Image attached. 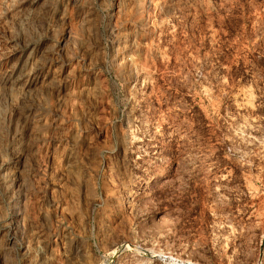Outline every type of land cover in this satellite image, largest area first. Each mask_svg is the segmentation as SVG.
<instances>
[{"label": "rangeland", "instance_id": "1", "mask_svg": "<svg viewBox=\"0 0 264 264\" xmlns=\"http://www.w3.org/2000/svg\"><path fill=\"white\" fill-rule=\"evenodd\" d=\"M171 263L264 264V0H0V264Z\"/></svg>", "mask_w": 264, "mask_h": 264}, {"label": "bare ground", "instance_id": "2", "mask_svg": "<svg viewBox=\"0 0 264 264\" xmlns=\"http://www.w3.org/2000/svg\"><path fill=\"white\" fill-rule=\"evenodd\" d=\"M39 72V70L38 71H36L35 73H38ZM35 76V75H34ZM36 81V78H33V80L31 81V80H29V82L31 83H34ZM29 84V83H28ZM33 86V85H32ZM35 86V85H34ZM14 202V201H13ZM16 202V201H15ZM171 264H178V263H171Z\"/></svg>", "mask_w": 264, "mask_h": 264}]
</instances>
